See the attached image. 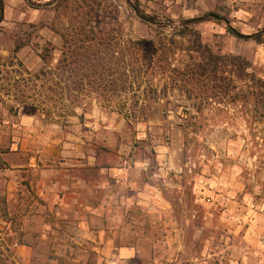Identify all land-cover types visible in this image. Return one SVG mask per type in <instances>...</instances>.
<instances>
[{
    "label": "rangeland",
    "instance_id": "1",
    "mask_svg": "<svg viewBox=\"0 0 264 264\" xmlns=\"http://www.w3.org/2000/svg\"><path fill=\"white\" fill-rule=\"evenodd\" d=\"M59 2L0 0V264H264V118L236 105L130 122L101 108L92 86L69 108L62 78L80 68L63 62L70 25ZM139 4L176 25L194 20L214 50L264 76V0ZM66 5L92 7L96 24L135 39L148 32L131 17L134 0ZM159 101L196 100L175 90ZM81 167L91 181L80 194L100 213L88 229L38 196L40 174L70 194Z\"/></svg>",
    "mask_w": 264,
    "mask_h": 264
},
{
    "label": "trees",
    "instance_id": "2",
    "mask_svg": "<svg viewBox=\"0 0 264 264\" xmlns=\"http://www.w3.org/2000/svg\"><path fill=\"white\" fill-rule=\"evenodd\" d=\"M60 2L70 25L60 34L71 53L63 62L73 58L80 68L62 78L67 85L62 96L69 108H79L75 93L92 86V92L105 99L101 108L130 122L172 115L187 120L199 118L205 110L236 105L254 118H264V76L246 58L214 50L194 20L181 19L179 25L171 18L160 20L134 0L131 17L148 31L135 39L121 27L96 24L92 7L75 9L66 5L68 0ZM256 39L262 42V36ZM175 90L196 101L191 105L159 101ZM113 97L122 100L113 102Z\"/></svg>",
    "mask_w": 264,
    "mask_h": 264
},
{
    "label": "crops",
    "instance_id": "3",
    "mask_svg": "<svg viewBox=\"0 0 264 264\" xmlns=\"http://www.w3.org/2000/svg\"><path fill=\"white\" fill-rule=\"evenodd\" d=\"M88 167L79 168L76 171H80L72 176L73 184H72V192L70 194H61L62 191L59 187V182L56 179L57 175L54 176L51 180H47L46 177L41 176L40 174V181L38 182V196L40 199L44 200L48 203V207L51 210L55 208L54 205H59L61 211L60 217L63 219H74L79 224L80 227L84 229H88V220L93 218V214H95V209L93 207V200L84 199L83 196L80 194L81 191L86 190L89 187V175L85 172H88ZM43 175V173H42ZM13 186L15 185L12 184ZM14 197V195H13ZM12 197V198H13ZM31 212V211H29ZM52 212V211H51ZM58 215V213L56 212ZM98 216L100 215L99 212L96 213ZM107 216V215H106Z\"/></svg>",
    "mask_w": 264,
    "mask_h": 264
}]
</instances>
